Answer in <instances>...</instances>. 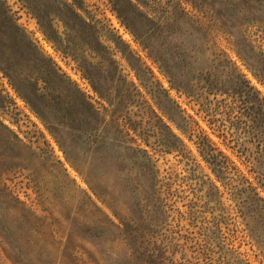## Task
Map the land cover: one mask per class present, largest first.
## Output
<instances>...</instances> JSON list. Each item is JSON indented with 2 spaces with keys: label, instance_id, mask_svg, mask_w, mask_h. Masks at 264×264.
<instances>
[{
  "label": "rangeland",
  "instance_id": "1",
  "mask_svg": "<svg viewBox=\"0 0 264 264\" xmlns=\"http://www.w3.org/2000/svg\"><path fill=\"white\" fill-rule=\"evenodd\" d=\"M253 71L264 0H0V264L124 261L93 188L164 264H264V104L237 90L243 74L264 98Z\"/></svg>",
  "mask_w": 264,
  "mask_h": 264
},
{
  "label": "trees",
  "instance_id": "2",
  "mask_svg": "<svg viewBox=\"0 0 264 264\" xmlns=\"http://www.w3.org/2000/svg\"><path fill=\"white\" fill-rule=\"evenodd\" d=\"M132 2V1H131ZM197 6V5H196ZM39 22L40 24H43L42 20L39 18ZM124 25H126V27L129 28L127 23H124ZM254 76H256L260 82H262L264 84V77L262 76V74H257L253 71ZM241 77V87H238V92L241 95H247V91L245 88L248 89H252L254 91L252 98L247 99V100H253V102H255V104L257 105L258 109L261 108V105L264 104V98L261 96V93L259 91H257L256 89H254L253 87L250 86V82L246 79L245 75L240 74ZM178 91H180V89L178 88ZM261 111V110H260ZM179 127L181 125H178ZM181 128V127H180ZM184 132L186 129H182ZM186 133V132H185ZM175 136V135H174ZM175 141L179 142L182 144V141L180 140V138H178L177 136H175ZM197 145L199 148V151L202 155V157L204 158V160L209 164V166L213 169V171L215 172V174L217 175V177L219 179H221L220 174L224 171V170H228V165L226 162H224V160H222L223 157V153L220 152L218 150V148L216 147V145L206 136H198V141H197ZM175 148L177 150H180V147L176 146L172 147V149ZM148 153H146L145 155H147ZM148 156V155H147ZM153 169H143L142 171V175L145 178L148 175L154 174L155 171H152ZM248 182V181H247ZM128 187V186H127ZM249 189H251L252 191H256V189H254L253 187H251V183H249ZM130 190L125 188V193H135L137 188L132 187L129 188ZM93 191L99 196V198H103V201L108 205V207L114 212L115 216L119 218L120 222L124 225V229H121L120 227L116 226L118 229H120V233L123 234L124 237V241L125 244L127 246H131V252L128 253V255L125 257L124 261L123 260H115V259H110L108 261H106V264H164L163 263V259L161 258V256L157 255V251L156 246H152V245H156V242L151 241L152 240V235L150 238H146L145 239V235L142 234H138L136 231L137 227L135 226L133 228V223L134 225H136L138 223L137 219L134 217V213L130 214V215H121V213L118 212V208L115 207V203L117 202V200L115 199H106L107 196H109V194L107 193H101L99 192L97 189L93 188ZM138 196V193L136 194ZM152 198V196L148 195L147 197V201H150V199ZM263 201V200H261ZM117 205V204H116ZM142 205V200H137L134 202V209H140ZM113 225L114 223L111 222ZM136 228V229H135ZM133 231H135L136 233H133ZM142 239H145L144 241H142ZM141 252L140 254H138V252ZM141 259V263L138 261V259ZM135 260H137V263H135ZM96 263L97 261L94 260Z\"/></svg>",
  "mask_w": 264,
  "mask_h": 264
},
{
  "label": "clouds",
  "instance_id": "3",
  "mask_svg": "<svg viewBox=\"0 0 264 264\" xmlns=\"http://www.w3.org/2000/svg\"><path fill=\"white\" fill-rule=\"evenodd\" d=\"M249 79H251V77H249ZM261 91H264V89H261Z\"/></svg>",
  "mask_w": 264,
  "mask_h": 264
}]
</instances>
